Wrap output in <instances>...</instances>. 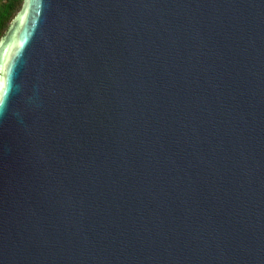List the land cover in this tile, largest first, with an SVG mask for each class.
I'll list each match as a JSON object with an SVG mask.
<instances>
[{
    "label": "water",
    "instance_id": "obj_1",
    "mask_svg": "<svg viewBox=\"0 0 264 264\" xmlns=\"http://www.w3.org/2000/svg\"><path fill=\"white\" fill-rule=\"evenodd\" d=\"M0 84V264H264V0H24Z\"/></svg>",
    "mask_w": 264,
    "mask_h": 264
},
{
    "label": "trees",
    "instance_id": "obj_2",
    "mask_svg": "<svg viewBox=\"0 0 264 264\" xmlns=\"http://www.w3.org/2000/svg\"><path fill=\"white\" fill-rule=\"evenodd\" d=\"M0 39L21 9L24 0H0Z\"/></svg>",
    "mask_w": 264,
    "mask_h": 264
},
{
    "label": "snow or ice",
    "instance_id": "obj_3",
    "mask_svg": "<svg viewBox=\"0 0 264 264\" xmlns=\"http://www.w3.org/2000/svg\"><path fill=\"white\" fill-rule=\"evenodd\" d=\"M4 88L5 85L0 84V104H3L4 102Z\"/></svg>",
    "mask_w": 264,
    "mask_h": 264
},
{
    "label": "rangeland",
    "instance_id": "obj_4",
    "mask_svg": "<svg viewBox=\"0 0 264 264\" xmlns=\"http://www.w3.org/2000/svg\"><path fill=\"white\" fill-rule=\"evenodd\" d=\"M0 2H1V1H0ZM20 10H21V9H20ZM20 10H19V11H20ZM19 11H18V13H19ZM18 13H17V14H18ZM17 14H16V16H17ZM16 16H15V17H16ZM15 17H14V18H15ZM14 18H13V19H14ZM12 21H13V20H12ZM12 21H11V22H12ZM11 22H10V24H11ZM9 26H10V25H9Z\"/></svg>",
    "mask_w": 264,
    "mask_h": 264
}]
</instances>
